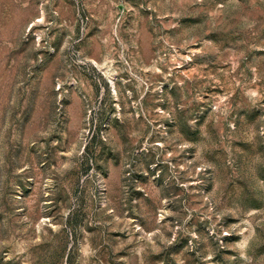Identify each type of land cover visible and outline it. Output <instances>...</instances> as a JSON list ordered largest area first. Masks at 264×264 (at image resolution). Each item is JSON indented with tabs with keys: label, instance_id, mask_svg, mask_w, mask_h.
I'll use <instances>...</instances> for the list:
<instances>
[{
	"label": "rangeland",
	"instance_id": "374dc122",
	"mask_svg": "<svg viewBox=\"0 0 264 264\" xmlns=\"http://www.w3.org/2000/svg\"><path fill=\"white\" fill-rule=\"evenodd\" d=\"M0 264H264V0H0Z\"/></svg>",
	"mask_w": 264,
	"mask_h": 264
}]
</instances>
